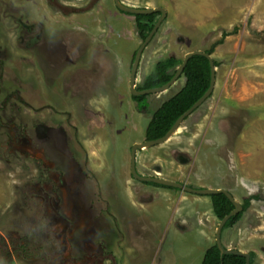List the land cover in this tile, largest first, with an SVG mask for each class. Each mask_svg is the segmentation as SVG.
Wrapping results in <instances>:
<instances>
[{
    "label": "rangeland",
    "instance_id": "rangeland-1",
    "mask_svg": "<svg viewBox=\"0 0 264 264\" xmlns=\"http://www.w3.org/2000/svg\"><path fill=\"white\" fill-rule=\"evenodd\" d=\"M92 1L0 0V103L13 95L17 119L28 127L58 119L72 140L83 141V149L75 148L91 173L80 186L88 192L76 203L84 219L74 235L84 231L101 243L95 250L101 264H202L220 223L211 197L153 190L131 174L133 145L146 140L152 113L185 77L149 94V106L139 109L130 88L134 54L144 42L135 16L114 0H97L90 13H76ZM123 1L167 10L143 52L137 86L159 60L210 48L238 26L212 54L219 62L212 95L168 141L137 150V167L144 176L227 189L240 203L259 195L222 240L228 248L254 251L255 264H264V0ZM20 16L26 24L40 22L35 44L28 37L20 42ZM51 35L65 38L71 52L58 68L45 53ZM0 149V264L74 263L79 244L69 245L55 211L49 213L35 155H16L6 143ZM43 157L45 166L51 155Z\"/></svg>",
    "mask_w": 264,
    "mask_h": 264
},
{
    "label": "flooded vegetation",
    "instance_id": "flooded-vegetation-1",
    "mask_svg": "<svg viewBox=\"0 0 264 264\" xmlns=\"http://www.w3.org/2000/svg\"><path fill=\"white\" fill-rule=\"evenodd\" d=\"M97 2L99 1L93 0L88 7L79 8L78 9L79 11L77 10L76 13H80L83 10L85 13H90L95 8L94 5H96ZM122 2L125 3L123 0ZM26 14H29V10H26ZM18 20L22 25H24L23 26L24 34L20 35L19 37L20 42L22 44L24 42H27L26 39L28 37L30 44L31 45L35 44L36 41L42 37V28H41L42 26L40 27L41 25L40 22L26 24L24 23V20L21 16L18 17ZM49 39L50 42L48 41L46 42L49 43V45L46 47L45 53L53 60L52 62L56 64V68H58L63 63H66V59L68 58V56H70L71 52L67 51L68 49H66V47L68 48V43L65 38L63 39L60 37L58 40L57 39L52 40L53 35H51ZM0 92H1V88H0ZM148 95L149 94H147L146 96L148 97ZM12 98L13 95L12 96L8 95L5 98V101H2L0 103V110L3 111V113L0 112V139L3 137V141L1 140L0 142L1 145L6 143V148H8L9 150L11 148L14 154L16 155L17 152H20L24 155L25 154L29 155L28 154L29 152H33V154L35 155L34 160L36 164L39 163L41 164V161L45 159L43 156H45L47 153L51 155V160L44 162L45 166L40 164L37 166L40 172V179H38V181L44 183L43 190L46 198L45 201L47 207L49 208L48 209L49 213L55 211L56 214L54 217L55 219L54 221H56V223H59L62 226V230H61L62 234L64 231L68 232L69 234L67 238L69 245L70 242H77L79 244L77 250L78 251L81 250V252H78L79 254H77L72 258L74 260V263L72 264H88V263L101 264V261L97 259L95 253L96 252L95 250L99 249L98 247L99 245H100V249L103 248L101 247V243L95 242L94 241L95 238L92 237L91 234H88L87 236L83 235L84 231L83 232L81 231L78 237L74 235L75 229L77 228L80 229V225L82 226L81 222L84 219V216L81 217L78 216L80 214L81 208L79 204L76 203L78 200H81L82 198L83 201L86 200L87 199L86 192H88L87 185L83 186L84 187L83 190L80 189L81 188L80 186L83 185V181L85 180L86 176L89 173H91V170L88 167V162L86 163V165L81 163L80 160L82 153L75 148V145L77 143V144H81L82 145L81 147L83 149V145H84L83 141H80L79 139L78 141L72 140L73 136L70 134V131L67 130V128H65V125L62 123V121L59 122L58 119L53 120L54 122L52 123L37 122L35 123L34 127L33 126L31 128L28 127V123L25 122L23 118H21V121L17 119L21 115L17 110V108L14 110L16 106L13 105ZM147 106H149L148 101H147V105L142 107V109L147 108ZM9 107L11 108V113H9ZM49 131L51 134H48ZM49 137H53V138L50 139ZM42 139L45 140L44 146L46 145L48 146L46 147L47 152L44 150L45 147L43 146V144L38 143V140H42ZM45 152L46 154L44 155ZM7 161L10 160L7 159ZM136 166H137V156H136ZM137 171L140 175L144 176L143 174L140 173L138 167H137ZM131 174L134 177L132 173V166H131ZM139 181L149 186L152 185L153 190H158V187H161L159 185H162V184L157 185L158 183H156V185L148 184L147 182L149 181H142V180ZM181 183L186 184L184 182ZM188 186L196 188L192 185H188ZM161 188H165V187H161ZM173 188L176 190H181L179 188H175V187ZM202 188H207V187H202ZM199 195L204 196L206 194H199ZM212 195H206V196L211 197ZM62 203H63V207H62ZM92 206H94V203L90 204V210L91 208H94ZM211 206H212V202H211ZM88 214L89 212L87 213L89 219ZM70 217L77 218L78 220H74L72 222V219H70ZM218 220L221 221L222 219H218ZM96 222L97 220L94 219V224ZM89 224L92 226L93 222L88 220V225Z\"/></svg>",
    "mask_w": 264,
    "mask_h": 264
},
{
    "label": "trees",
    "instance_id": "trees-1",
    "mask_svg": "<svg viewBox=\"0 0 264 264\" xmlns=\"http://www.w3.org/2000/svg\"><path fill=\"white\" fill-rule=\"evenodd\" d=\"M160 15V12L134 15L138 33L143 40H145L149 35ZM238 29L239 28L237 26L232 31H224L222 37L210 48H206L205 51L213 54L215 47L218 44L223 43L225 38L230 34L237 33ZM135 55L136 52L134 54V59ZM182 61L183 58L175 56H169L159 60L155 64L152 72L149 73L143 83L138 86V89L143 90L166 84L172 79ZM215 65H219V62L216 59ZM182 76L185 77V84L183 87L171 98L164 101L161 106L152 113L151 120L146 129L147 140H153L164 136L174 125L176 120L195 102H197L209 89L211 84V65L209 59L204 55H194L189 59ZM133 98L138 102V106L140 108L147 105L146 95L133 96ZM147 183L156 185V183L153 182ZM159 186L174 189L171 186ZM211 199L214 214L218 219H223L235 208V205L224 193L213 194ZM254 199H260V196L255 194L244 199L243 211L232 216L227 221L223 231L240 221L245 212L250 208L252 200ZM25 237L29 236L25 235ZM250 254L251 264H255L256 253L254 251H250ZM202 264H247V262L246 257L239 254H222L215 242L205 251Z\"/></svg>",
    "mask_w": 264,
    "mask_h": 264
},
{
    "label": "water",
    "instance_id": "water-1",
    "mask_svg": "<svg viewBox=\"0 0 264 264\" xmlns=\"http://www.w3.org/2000/svg\"><path fill=\"white\" fill-rule=\"evenodd\" d=\"M116 5L118 8L126 13L130 14H150V13H158L160 12L161 15L158 18L157 22L155 23L154 27L152 28L151 32L149 35L146 37L144 42L141 44L139 49L136 52V56L132 65L131 69V76H130V88L132 91V94L135 96L138 95H147V94H152V93H160L163 91H166L169 87H171L183 74L184 69L191 57L194 55H204L206 56L211 65V84L209 89L205 92V94L197 101L195 102L186 112H184L174 123V125L170 128V130L162 137L153 139V140H146L141 143H135L132 147V153H131V166H132V173L134 177L138 180L142 181H149V182H155L158 184L166 185V186H171L175 188H179L181 190H185L188 192H193L197 194H206V195H212V194H217V193H224L228 196V198L232 201V203L235 205V208L233 211H231L228 215H226L219 223V226L217 227L216 231V244L218 245L219 249L221 250L222 254H239L242 256L246 257V262L247 264H251V254L248 251H242L239 249L235 248H228L224 245L223 240H222V233L224 226L226 225L227 221L234 215L238 214L243 210V205L240 203L234 195L227 189L224 188H193L190 187L186 184H183L181 182L168 179V178H162V177H150V176H142L138 173L137 171V166H136V156H137V150L145 149L148 147H152L158 144L165 143L168 141L176 132L177 130L181 127L183 122L191 116L205 101L209 99V97L212 95L215 85H216V71H217V66L215 65V58L213 57L212 54L206 52L205 50H194L190 51L185 54L182 63L178 66L176 73L172 77V79L167 82L166 84L159 86V87H154V88H148V89H143V90H138L137 89V74H138V69L140 66V62L142 59L143 52L149 43V41L154 37L156 34L157 30L159 29L162 21L167 15V10L165 7L158 6L154 8H137L133 6H129L125 3L122 2V0H115Z\"/></svg>",
    "mask_w": 264,
    "mask_h": 264
},
{
    "label": "crops",
    "instance_id": "crops-1",
    "mask_svg": "<svg viewBox=\"0 0 264 264\" xmlns=\"http://www.w3.org/2000/svg\"><path fill=\"white\" fill-rule=\"evenodd\" d=\"M225 245V244H224ZM207 250V249H206Z\"/></svg>",
    "mask_w": 264,
    "mask_h": 264
}]
</instances>
